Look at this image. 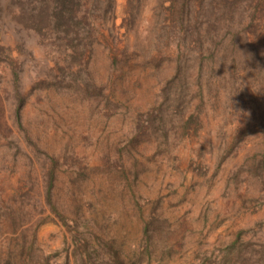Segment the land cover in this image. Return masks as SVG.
<instances>
[{
  "label": "rangeland",
  "instance_id": "rangeland-1",
  "mask_svg": "<svg viewBox=\"0 0 264 264\" xmlns=\"http://www.w3.org/2000/svg\"><path fill=\"white\" fill-rule=\"evenodd\" d=\"M167 1L88 16L76 64L62 34L21 23L33 1L0 0V264H264V0H238L200 74L189 45L173 84Z\"/></svg>",
  "mask_w": 264,
  "mask_h": 264
},
{
  "label": "trees",
  "instance_id": "trees-1",
  "mask_svg": "<svg viewBox=\"0 0 264 264\" xmlns=\"http://www.w3.org/2000/svg\"><path fill=\"white\" fill-rule=\"evenodd\" d=\"M37 8L31 13L21 12L19 18L21 23L27 29L33 30L37 34H44L48 30L62 34L61 38L66 40V51L70 56L69 62L79 63L82 56L85 54V47L89 37V24L87 25V17L101 20L105 17L107 11L112 8V0H89L90 7L80 16V0H31ZM238 0H168L166 3V10L168 11L170 19V31L167 37L168 46L171 51H176L177 68L175 73L171 76L169 82L174 83L179 78V73L182 70V63H186V54H190L188 46L193 44L192 59L198 63V74L201 73L203 50L208 51L212 47L217 49L221 43L217 41L219 35L224 27H228V23L232 22L236 11L238 10ZM175 15V17H174ZM125 21V20H124ZM83 22V50L78 40L79 26ZM218 45V46H216ZM197 48H196V47ZM212 49V51H213ZM188 51V52H187ZM197 52V53H196ZM256 62L260 64L262 69V79L264 82V61H262L256 50L252 51ZM212 56V53H211ZM88 74V73H87ZM17 79L16 73H14ZM92 86L86 82L84 86L87 88ZM95 86V85H94ZM16 98L14 102V122L19 128H22L21 111L24 106V98L21 95V87L15 84ZM161 115V112L158 113ZM148 115V114H147ZM150 117V118H149ZM198 116L190 115L183 122V130L187 131L191 127V122L195 121ZM153 116L149 114L147 123L153 121ZM162 121L163 118H160ZM140 127V126H139ZM145 133V132H143ZM58 161L54 156H47L42 170V184L44 189L45 203L49 207L51 214L56 215L57 219L63 227H67L66 222L62 216L56 213L55 206L52 201V191L56 181V169ZM83 253L86 252L84 246L81 247ZM75 258L78 255V246L72 252ZM80 262L87 264L83 255L79 256Z\"/></svg>",
  "mask_w": 264,
  "mask_h": 264
}]
</instances>
